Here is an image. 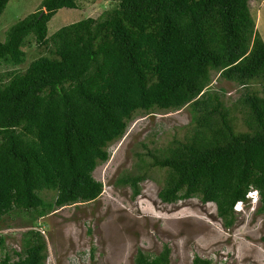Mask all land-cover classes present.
Listing matches in <instances>:
<instances>
[{"label": "trees", "instance_id": "obj_1", "mask_svg": "<svg viewBox=\"0 0 264 264\" xmlns=\"http://www.w3.org/2000/svg\"><path fill=\"white\" fill-rule=\"evenodd\" d=\"M81 1L43 0L0 41V63L10 66L0 72V221L14 211L44 216L97 199L103 183L94 170L134 114L184 106L191 120L183 138L149 151L153 168L137 152L143 163L119 181L139 194L141 182L159 178L150 172L163 170V203L213 202L226 227L251 190L264 212V39L250 0H108L98 16L50 33L57 11ZM8 2L0 0V16ZM32 45L40 53L17 67ZM213 71L242 88L236 103L247 130L230 116L237 104L227 106L225 90L210 85ZM29 230L22 249L6 252L0 264H44L46 241ZM169 255L166 246L157 255L139 250L133 264H170ZM194 263L211 261L196 256Z\"/></svg>", "mask_w": 264, "mask_h": 264}, {"label": "rangeland", "instance_id": "obj_2", "mask_svg": "<svg viewBox=\"0 0 264 264\" xmlns=\"http://www.w3.org/2000/svg\"><path fill=\"white\" fill-rule=\"evenodd\" d=\"M42 1L9 0L0 16V41L5 40L13 24L38 10ZM81 3L77 8L59 9L49 21L50 33L66 23L98 16L107 10L109 1ZM249 5L255 28L264 39V0H250ZM26 52V61L17 67H26L40 53L35 45L28 46ZM9 67L0 63V72ZM212 76V88L225 90L222 96L226 105H234L242 91L240 85L219 77L215 71ZM253 87L261 89L260 84ZM240 109V104L231 108L230 116L234 125L245 131L248 125ZM190 120L188 106L135 113L123 137L110 145L109 159L94 170V177L103 183L100 196L54 207L44 216L33 210L5 215L0 221V234L5 238L0 259L6 252L21 250L25 231L36 229L46 241L44 264H133L139 250L157 255L165 246L170 248V264H195L196 256L209 259L211 264H264V212H257L259 200L238 206L233 224L226 227L213 202L202 203L192 197L163 203L158 195L163 170L154 168L150 175L159 178H146L139 184V194L130 184L119 181L126 174L136 173L137 164L143 163L137 152L151 167L148 152L165 147L174 137L183 138ZM54 194L43 191L48 200Z\"/></svg>", "mask_w": 264, "mask_h": 264}, {"label": "clouds", "instance_id": "obj_3", "mask_svg": "<svg viewBox=\"0 0 264 264\" xmlns=\"http://www.w3.org/2000/svg\"><path fill=\"white\" fill-rule=\"evenodd\" d=\"M248 201H239L237 202V204L235 205V209L238 210L239 208H237L240 205H243V203H248L251 204V202H253L252 199H255L254 202H257L258 200H260V194L258 190H251L248 195ZM251 201V202H250ZM260 202V201H259ZM258 205V204H257ZM257 207V206H256Z\"/></svg>", "mask_w": 264, "mask_h": 264}]
</instances>
